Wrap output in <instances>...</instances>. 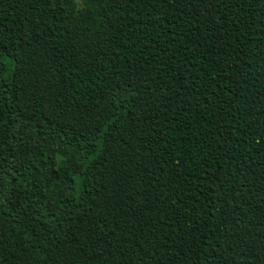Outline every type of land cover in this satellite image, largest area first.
Masks as SVG:
<instances>
[{
	"label": "trees",
	"instance_id": "trees-1",
	"mask_svg": "<svg viewBox=\"0 0 264 264\" xmlns=\"http://www.w3.org/2000/svg\"><path fill=\"white\" fill-rule=\"evenodd\" d=\"M0 264H264V0H0Z\"/></svg>",
	"mask_w": 264,
	"mask_h": 264
}]
</instances>
